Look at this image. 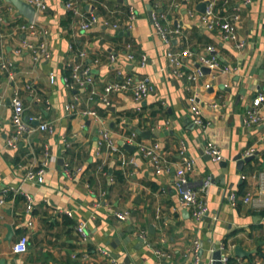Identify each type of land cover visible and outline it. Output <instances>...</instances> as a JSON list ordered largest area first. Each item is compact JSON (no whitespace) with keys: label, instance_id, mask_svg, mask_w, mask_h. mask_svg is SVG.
<instances>
[{"label":"crops","instance_id":"1","mask_svg":"<svg viewBox=\"0 0 264 264\" xmlns=\"http://www.w3.org/2000/svg\"><path fill=\"white\" fill-rule=\"evenodd\" d=\"M45 1L46 9L37 13L36 21L48 30L49 56L38 62L27 50L14 51L23 39L37 40L18 26L27 18L14 6L9 8V1L0 4V54L12 62L15 71L9 82L0 74L4 101L0 104V192L4 188L11 191L0 207L1 264H111L95 250L98 246L107 248L119 264H157L156 248L167 252L173 264H187L192 260L188 248L194 239L203 249L199 256L203 264H209L212 247H219L224 239L235 264H264V202L258 193L264 185V117L249 127L243 123L254 95L264 89V0L236 2L240 5L237 27L241 47L205 28L199 19L202 11L197 9L204 0H158L157 8L155 0H80L82 9L122 24L113 29L97 23L87 30L79 28L64 0ZM215 4L223 13L230 10L221 0ZM127 5L137 14L129 29L123 27ZM116 7L119 12L111 14L109 10ZM188 9L194 14L189 15ZM148 10L155 16L161 10L164 17L160 21L166 28L179 25L180 33L173 35L168 45L156 32ZM127 43L135 55L132 60L126 57ZM207 44L229 71L217 68L187 80L162 68L166 48L189 47L199 53ZM75 49L85 51L82 62L89 66L98 90L107 81L133 74L148 75L153 91L139 109L129 92L110 93L108 103L89 100L88 85L68 86L64 81L69 65L77 60ZM142 53L146 55L144 66L139 65ZM109 54L115 56L114 61L107 58ZM183 63L187 73L196 66L193 56ZM49 72L54 74L52 81ZM25 82L31 83L35 92L21 90L24 118L38 116L40 121H50L54 130H35L30 142L23 138L16 147H8L11 86ZM240 88L244 93L239 96ZM190 95L198 102L204 127L191 119L186 103ZM67 102L74 104L73 112L64 109ZM82 108L94 109L97 117L81 115L78 110ZM31 123L37 125L38 120ZM100 128L109 131L116 149L97 148ZM137 129L150 130L149 137L139 133L137 137L159 143L168 160L167 171L156 173L135 149L130 152L118 143ZM208 140L221 150V161L214 162L205 153ZM181 144L194 159L188 174L191 185L200 189L210 178L204 193L208 210L198 219L180 205L173 182ZM45 145L51 158L43 182L21 181L25 168L42 158ZM249 147L254 148V157L236 170L233 156H243ZM246 190H251L252 199L243 203L241 196ZM232 192L236 194L234 202L229 198ZM25 194L33 200L30 212L25 211ZM114 211H127L128 215L121 219ZM78 221L84 222L90 236L87 258L78 252L83 249L74 228ZM7 223L13 229L10 241L5 239ZM20 234L27 235L26 250L14 253L11 245ZM236 243L252 250L250 255L235 256L231 245ZM72 252H77V257L71 256Z\"/></svg>","mask_w":264,"mask_h":264},{"label":"built area","instance_id":"2","mask_svg":"<svg viewBox=\"0 0 264 264\" xmlns=\"http://www.w3.org/2000/svg\"><path fill=\"white\" fill-rule=\"evenodd\" d=\"M5 0H0V4ZM25 2L32 5L35 9L34 17L31 21L21 22L18 26L21 30H26L37 37V40H25L23 39L20 44L14 49L16 53H20L23 50H27L34 62H38L49 56V47L47 42L48 30L43 26L37 24V13L43 12L46 9L47 3L45 0H24ZM224 5H229V11L223 13L215 6L216 0H207L205 9L199 13V19L205 28L218 31L223 39L232 40L235 42L236 47H241L243 45L242 41L238 39V27L237 23L240 20V5L236 4L237 0H221ZM243 3H247L250 0H242ZM64 6L68 12L75 18L79 28L82 30H87L97 23H102L108 25L113 29L121 28L118 19H110L108 17H101L97 12L91 9H82L80 6V0H64ZM154 7L160 6L158 0L154 1ZM9 8H13L11 4ZM111 14L118 13L119 9L109 10ZM188 14L193 15V10L188 9ZM136 10L132 5H127L126 8V19L124 21V28H131L133 21L136 18ZM164 17V13L158 10L155 14L152 12V21L156 32L160 36L162 42L166 45L170 42L173 35L180 33L179 25L176 24L174 28H166L161 24V19ZM72 47L70 46V49ZM126 48L128 52L126 57L129 60L135 58V55L131 49V44L127 43ZM75 55L77 60L69 65V72L64 76V81L68 86L74 85H88V99L98 100L102 103H108V98L110 93H120L129 92L132 99L139 104L137 108L139 109L141 102L153 91L154 86L151 78L148 75L134 76L133 74H124L119 78L107 81L104 83L100 90L95 86V82L91 76L90 68L88 65L83 64L82 60L86 53L83 49H75ZM166 65L162 68H168V71L174 76H183L187 80L194 79L196 76L202 75V66L213 69H220L221 71H229L230 68L226 65L221 66L217 56L213 52V46L207 44L204 47V52H194L189 47L180 48L177 50H172L166 48ZM193 56L195 58L196 66L191 70V72H186L183 68V62L186 57ZM107 58L114 61L115 56L109 54ZM98 58H94L97 61ZM146 62V55L141 54L139 57V65L144 66ZM0 74H3L7 81H11L15 77L14 66L10 60L5 58L0 54ZM49 79L52 81L54 79V74L49 72ZM1 86V83H0ZM25 89L29 94H34L35 90L31 83H23V85L13 84L11 86L10 93V122L12 125V132L9 137L6 138V145L8 147H16L19 140L26 138L30 142V136L35 130H41L46 133H51L54 127L50 121H40L39 117H29L24 118V105L21 97V90ZM4 103L3 97L0 93V104ZM187 109L191 116V119L195 125L198 127H204L205 120L201 114L198 102L196 101L194 95L187 97ZM64 109L68 112H73L75 107L74 104L67 102L64 105ZM262 109H264V89L258 91L251 104L247 107L245 114L243 116V123L245 126H252L263 119ZM78 112L83 116H90L93 118L97 117V112L92 108H82ZM33 120H38L37 125H32ZM138 133L131 130L126 136V142L135 145V150L137 153L146 158L153 170L156 173L168 170V160L163 156L160 145L157 141L147 142L138 139ZM107 147L111 150L116 149L117 145L110 136L109 131L106 128L99 129V138L97 140V148ZM204 151L210 156L211 160L214 162L221 161L223 159L221 150L219 147L208 140L205 142ZM254 153V148H247L243 156L250 155ZM179 160L176 163L173 172V182L176 187L177 197L179 203L182 207L189 210L191 216L195 219L202 217L208 210L206 199L204 193L210 182V178H207L203 182V186L200 189L193 187L189 181L188 174L194 166V159L186 153L184 144L180 145L178 150ZM51 158V153L48 146H44L42 149V158L37 162L28 165L21 175V181H32L41 183L44 180V176L47 171L49 160ZM133 161V160H131ZM8 190L3 189L0 192V207L5 202V196ZM259 198L264 202V185L258 188ZM25 201V211L30 212L33 207V200L29 194L24 195ZM229 198L232 202L236 200L235 193H229ZM252 199L251 190H246L241 196V201L243 203H248ZM70 214L69 211H67ZM114 214L121 219H124L127 215V211L119 212L114 211ZM30 223V222H29ZM75 232L77 236V242L83 245V249L78 251L81 258H87L89 255V249L87 248L90 243V236L86 230L83 221H78L75 225ZM27 245V235L20 234L17 240L11 245V250L14 253H20L26 250ZM233 246V245H231ZM200 248L199 241L194 239L190 247L188 248V253L191 254L192 260L190 264H198L199 256L197 251ZM223 252L221 256V261L223 264H227L228 260V244L221 243L219 247ZM95 250L102 256L108 258L111 264H119L111 252L105 248L98 246ZM155 254L158 258L157 264H173L169 258V254L160 248L154 249ZM77 252H72L71 256L77 257Z\"/></svg>","mask_w":264,"mask_h":264},{"label":"water","instance_id":"3","mask_svg":"<svg viewBox=\"0 0 264 264\" xmlns=\"http://www.w3.org/2000/svg\"><path fill=\"white\" fill-rule=\"evenodd\" d=\"M6 1H9L13 6L14 8L16 9V12L18 14H21L23 15L24 17L27 18L28 21H31L34 17V14H35V9L32 5H30L29 3L25 2L24 0H6ZM207 4V0H204V1H201L197 4V9L199 11H203L205 9V6ZM152 11L151 10H148V16L149 18L152 20ZM203 72H210V68L206 67V66H202L201 67ZM244 93V88H240L239 91H238V94L240 96V94ZM137 133L145 136V137H149L150 135V130L146 129V130H139L137 129L136 130ZM118 143L123 147L125 148L126 150L128 151H132L135 149V145L132 144V143H129V142H126V141H123V140H119ZM202 154H203V150L200 149L199 150ZM208 157H210L208 155ZM254 157V153L253 154H250V155H245V156H242V154L240 153H237L233 156L232 160L235 162V169L236 170H240L241 167H242V164L244 162H247L249 160H251L252 158ZM223 164V166L225 165V163H221ZM222 175V174H221ZM221 178L223 176H220ZM6 227H7V232H6V235H5V239L10 241L11 240V237L13 235V229H12V226L11 224L7 223L6 224ZM232 249H233V253L235 256H238V257H244V256H249L250 253L252 252V250H246L244 249L241 244L239 243H236L232 246ZM202 251L203 249L200 247L197 251V255L200 256L202 254ZM223 252L221 251L220 248L216 247L215 245L212 247V250L210 252V256H209V264H223L222 261H221V256H222ZM204 262L201 260L198 262V264H203ZM0 264H1V261H0ZM187 264H190V262H187Z\"/></svg>","mask_w":264,"mask_h":264},{"label":"trees","instance_id":"4","mask_svg":"<svg viewBox=\"0 0 264 264\" xmlns=\"http://www.w3.org/2000/svg\"><path fill=\"white\" fill-rule=\"evenodd\" d=\"M68 72H69V70L66 71V73H68ZM6 196H7V197H10V196H11V191L7 192ZM16 196H17V195H16ZM17 197H18V196H17ZM17 197H16V198H17ZM223 243H224V244H227V242H226L225 239L223 240ZM88 248H90V245H88ZM227 264H235V262H234V258H233L232 256H228Z\"/></svg>","mask_w":264,"mask_h":264}]
</instances>
